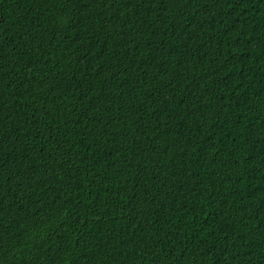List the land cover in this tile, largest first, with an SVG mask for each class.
Listing matches in <instances>:
<instances>
[{"label":"trees","instance_id":"1","mask_svg":"<svg viewBox=\"0 0 264 264\" xmlns=\"http://www.w3.org/2000/svg\"><path fill=\"white\" fill-rule=\"evenodd\" d=\"M0 264H264V0H2Z\"/></svg>","mask_w":264,"mask_h":264},{"label":"snow or ice","instance_id":"2","mask_svg":"<svg viewBox=\"0 0 264 264\" xmlns=\"http://www.w3.org/2000/svg\"><path fill=\"white\" fill-rule=\"evenodd\" d=\"M0 2H2V0H0Z\"/></svg>","mask_w":264,"mask_h":264}]
</instances>
